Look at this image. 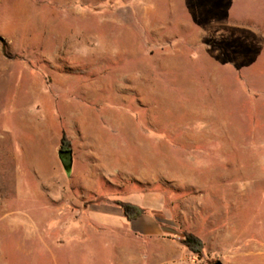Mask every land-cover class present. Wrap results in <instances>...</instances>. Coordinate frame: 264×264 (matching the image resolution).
<instances>
[{
    "label": "rangeland",
    "instance_id": "374dc122",
    "mask_svg": "<svg viewBox=\"0 0 264 264\" xmlns=\"http://www.w3.org/2000/svg\"><path fill=\"white\" fill-rule=\"evenodd\" d=\"M80 119L105 221L39 198L72 185ZM215 262L264 264V0H0V264Z\"/></svg>",
    "mask_w": 264,
    "mask_h": 264
},
{
    "label": "crops",
    "instance_id": "0c3cea01",
    "mask_svg": "<svg viewBox=\"0 0 264 264\" xmlns=\"http://www.w3.org/2000/svg\"><path fill=\"white\" fill-rule=\"evenodd\" d=\"M99 132V133H98ZM102 135L99 125L91 124L80 119L77 125L76 137L78 141L85 142L87 147H84L86 154L79 157L78 160L72 156V166L70 177L72 185L61 188L60 192L48 193L43 191L39 198L44 202H51V199H60L64 204H73L81 210H89L93 214H98L105 221V215L112 214L109 204L96 203L94 198L98 195H105V184H110L111 172L109 166L105 167V162L102 157L90 154L88 143L92 140L99 139ZM88 142V143H87ZM77 162L82 164L81 168L77 166ZM106 168V169H105ZM65 174V173H64ZM66 176V174H65ZM106 179V181H105ZM104 186H100V185ZM90 198L93 201L89 202ZM97 208V210L95 209ZM115 210H113L114 212ZM144 216L130 222L134 231L142 235H155L158 233V224L153 219L143 220Z\"/></svg>",
    "mask_w": 264,
    "mask_h": 264
},
{
    "label": "trees",
    "instance_id": "16d2710c",
    "mask_svg": "<svg viewBox=\"0 0 264 264\" xmlns=\"http://www.w3.org/2000/svg\"><path fill=\"white\" fill-rule=\"evenodd\" d=\"M72 154L71 142L62 133L58 149V158L60 163L63 157H69ZM115 205L122 213V217L127 223L139 219L144 214V209L133 204L124 202H115ZM181 244L193 255L199 257L204 249V244L200 238L190 232H182Z\"/></svg>",
    "mask_w": 264,
    "mask_h": 264
},
{
    "label": "water",
    "instance_id": "95a60500",
    "mask_svg": "<svg viewBox=\"0 0 264 264\" xmlns=\"http://www.w3.org/2000/svg\"><path fill=\"white\" fill-rule=\"evenodd\" d=\"M62 168L66 176H70L71 166H72V154L69 157H63L61 162ZM211 264H221L220 262H215Z\"/></svg>",
    "mask_w": 264,
    "mask_h": 264
}]
</instances>
